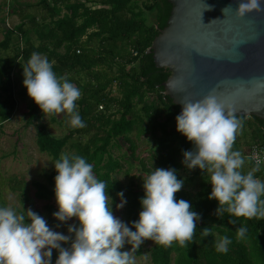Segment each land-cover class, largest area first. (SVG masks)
Here are the masks:
<instances>
[{"label": "trees", "instance_id": "1", "mask_svg": "<svg viewBox=\"0 0 264 264\" xmlns=\"http://www.w3.org/2000/svg\"><path fill=\"white\" fill-rule=\"evenodd\" d=\"M36 5L45 15H22L26 6L13 3L10 13L19 22L2 33L1 51H8L12 39L20 40L21 46H13L10 54L0 56V124L11 118L17 99L28 100L25 124H33L37 151L54 163L66 146L70 155L85 158L93 165L95 177L106 183L112 211L120 201L116 194L123 191L130 226L142 210V179L156 168H174L181 179L178 172L186 168L182 164L183 152L193 147L176 131L177 113L171 102L161 97L148 53L154 35L165 23L168 5L165 0H143L139 5L138 0H37ZM144 14L150 19L148 23ZM29 33L34 34L36 44L29 39ZM33 52L54 62L57 76L66 77L81 91L76 104L85 127L70 128L61 137H54L39 121L38 106L28 97L22 75ZM112 86L117 95L111 94ZM237 118L248 130L243 138L246 153L242 154L247 158L249 148L261 142L264 121ZM156 133L160 134L159 149L151 156L150 166L135 156L136 141L141 137L153 138ZM119 140L124 147L122 156L112 157L110 150L120 149ZM240 145L235 140L233 150L239 151ZM133 163L143 174L140 184L129 181L123 185L116 176H127L124 167ZM253 167L246 159L243 171ZM56 175L53 165L44 184L34 183L33 196L44 202L48 212L53 205L57 206ZM208 175L194 169L182 179L183 186L175 194L177 200L188 201L192 211L201 216L188 248H181L177 242L168 248L153 242L148 249L150 264H264V219L248 220L228 213L218 218L217 201L208 198L212 187ZM254 175L261 179L258 172ZM229 219L236 224H229ZM240 226L247 228L243 240L236 238V228ZM204 228L209 231L207 237L202 236ZM225 236L231 240L228 252H217L216 244ZM139 253L138 249L135 254Z\"/></svg>", "mask_w": 264, "mask_h": 264}, {"label": "clouds", "instance_id": "2", "mask_svg": "<svg viewBox=\"0 0 264 264\" xmlns=\"http://www.w3.org/2000/svg\"><path fill=\"white\" fill-rule=\"evenodd\" d=\"M230 10L229 4L222 12ZM261 10L260 0H241L235 15L240 18ZM53 63L40 53L31 54L22 68L27 95L43 114L67 113L72 128H83L86 125L76 104L81 91L66 77H58ZM181 104L182 111L175 117L176 131L193 145L183 152L182 164L189 170L198 168L209 174L212 187L208 198L218 204L215 215L221 218L228 213L248 220L264 219V180L254 175L261 160L256 157L255 167L243 171L246 159L252 157L246 158L233 150L242 127L235 110L218 102L215 96ZM54 169L58 210L52 215L61 223L75 217L78 227L69 225V235H64L52 230L31 209L17 213L11 207H0V264H51L53 249L58 252L55 264H136L135 253L145 240L165 248L177 242L184 249L193 240L201 216L192 211L188 201L175 198L183 186L176 169L156 168L142 179V210L130 226L113 215L106 183L95 177L93 165L85 158L62 153ZM116 195L120 198L116 208L121 209L127 201L123 191ZM228 222L236 224L232 219ZM208 235V229L204 228L202 236ZM246 235V227L236 228L238 240ZM69 242V247L61 246ZM230 243L227 236L221 238L216 251L227 253ZM125 244L131 245V249L121 251Z\"/></svg>", "mask_w": 264, "mask_h": 264}, {"label": "water", "instance_id": "3", "mask_svg": "<svg viewBox=\"0 0 264 264\" xmlns=\"http://www.w3.org/2000/svg\"><path fill=\"white\" fill-rule=\"evenodd\" d=\"M165 1V23L148 49L161 97L177 115L181 102L215 96L237 117L264 121V0L240 18L241 0Z\"/></svg>", "mask_w": 264, "mask_h": 264}, {"label": "rangeland", "instance_id": "4", "mask_svg": "<svg viewBox=\"0 0 264 264\" xmlns=\"http://www.w3.org/2000/svg\"><path fill=\"white\" fill-rule=\"evenodd\" d=\"M141 1L142 0H138V2ZM36 2L37 0H0V40L2 38V33L6 29L12 28L19 22L18 17L10 13L13 3L26 6L22 8V15H33L39 18L40 15L45 14L36 5ZM27 27V24H25V28ZM28 37L33 44H36L33 33H29ZM17 45L21 46V41L12 39L9 43L8 51L3 52L0 50V56L10 54V50L13 46ZM110 89L111 94L117 95L113 86ZM27 104L28 100L17 99L15 110L11 118L0 124V207H11L17 213L31 209L33 212L42 216L52 230L64 235H69L67 231L69 225L78 227L76 218L73 217L64 223L57 221L52 215L58 210L57 206L53 205L51 211L48 212L43 207L44 202L35 199L33 196L35 190L34 183L44 184L45 175L50 172L55 163L52 162L48 156L39 153L36 149L33 124H25ZM37 113L39 115V121L44 124L48 133L54 137H61L66 133L67 129L72 128L69 123L70 117L67 113L43 114L39 107L37 108ZM247 133L248 130L246 127L242 126L236 136L238 145H240V143L242 144L239 146V151L243 155L246 153V148L243 145V138ZM159 138V133H156V136L153 138L141 137L136 141L137 149L135 151V156L151 166L153 164L151 156L159 149ZM118 144L120 146L119 150L116 148L110 150L112 157L119 158L122 156L124 147L120 140ZM62 153L69 154L67 146L62 150ZM124 168L128 170V175L126 176L120 173L116 176L118 180L123 185H127L129 181L140 184L143 174L139 170L138 165L133 163L131 166H127L126 164ZM193 170L194 169L189 170L185 168L183 171L178 172V176L183 179L186 174H191ZM192 186L195 190V185ZM11 187H14V190H11ZM119 203L120 201L117 204ZM112 212L115 217L128 224L124 207L117 209L115 206ZM58 224L59 227H57ZM152 244L153 241L150 240L147 244L139 247V255L135 254L136 264H150L148 249ZM61 246L69 247L70 242L69 244H62ZM130 249L131 245L125 244L121 251H128ZM57 256V250L53 249L51 264H55Z\"/></svg>", "mask_w": 264, "mask_h": 264}, {"label": "built area", "instance_id": "5", "mask_svg": "<svg viewBox=\"0 0 264 264\" xmlns=\"http://www.w3.org/2000/svg\"><path fill=\"white\" fill-rule=\"evenodd\" d=\"M247 157H252L249 162L255 167L256 157H259L261 160L260 168L257 171L261 179H264V133L262 134L261 142L255 145H252L248 152Z\"/></svg>", "mask_w": 264, "mask_h": 264}, {"label": "crops", "instance_id": "6", "mask_svg": "<svg viewBox=\"0 0 264 264\" xmlns=\"http://www.w3.org/2000/svg\"><path fill=\"white\" fill-rule=\"evenodd\" d=\"M143 1V0H142ZM139 4H140V2H138ZM145 16L147 15V14H144ZM150 21V19H149V17L148 16H146V22L148 23Z\"/></svg>", "mask_w": 264, "mask_h": 264}]
</instances>
